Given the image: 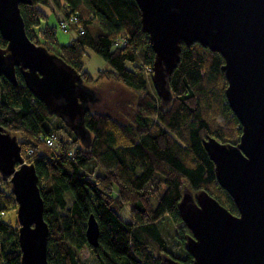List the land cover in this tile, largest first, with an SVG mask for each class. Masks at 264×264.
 Here are the masks:
<instances>
[{
	"label": "trees",
	"instance_id": "16d2710c",
	"mask_svg": "<svg viewBox=\"0 0 264 264\" xmlns=\"http://www.w3.org/2000/svg\"><path fill=\"white\" fill-rule=\"evenodd\" d=\"M49 6L64 15L59 25L72 16L78 19L77 36L69 44L58 43L53 26L36 34L49 18L45 11ZM20 9L27 37L63 58L87 85L97 84L92 88L98 90L100 102L99 85L106 82L125 87L134 97L127 106L131 112L127 124L98 102L86 114L92 139L84 146L29 91L22 70L16 68V85L0 77V125L17 137L25 163L35 166L39 176L50 229L49 264H83L85 248L96 264H163V256L193 264L186 244L192 233L179 211L185 190L194 195L205 191L239 215L204 147L210 138L238 145L242 136L227 102L226 60L200 44H183L180 63L169 80L173 100L165 107L152 85L156 53L143 30L136 0H33ZM7 44L0 35V48L6 50ZM88 50L110 67L95 79L84 67ZM55 133L57 144L51 148L45 139ZM126 205L130 223L115 210ZM17 208L10 179L0 174V264H22L18 220L5 221ZM91 214L100 227L97 248H91L86 238Z\"/></svg>",
	"mask_w": 264,
	"mask_h": 264
},
{
	"label": "water",
	"instance_id": "95a60500",
	"mask_svg": "<svg viewBox=\"0 0 264 264\" xmlns=\"http://www.w3.org/2000/svg\"><path fill=\"white\" fill-rule=\"evenodd\" d=\"M144 32L156 58L152 85L162 106L173 100L170 76L180 63L181 46L200 44L222 55L228 81L227 102L242 127L238 145L217 138L204 143L220 186L234 199L239 215L209 193L185 190L179 211L192 235L187 250L193 264H264V0H136ZM33 0H0V77L15 85L22 70L29 91L50 115L63 121L84 146L91 143L86 114L100 102L63 58L27 37L20 5ZM0 174L10 179L18 203L22 264H49L50 229L36 167L25 163L15 135L0 125ZM91 248L99 245L100 227L91 214L86 224ZM163 264H181L162 257Z\"/></svg>",
	"mask_w": 264,
	"mask_h": 264
},
{
	"label": "rangeland",
	"instance_id": "374dc122",
	"mask_svg": "<svg viewBox=\"0 0 264 264\" xmlns=\"http://www.w3.org/2000/svg\"><path fill=\"white\" fill-rule=\"evenodd\" d=\"M45 11L47 15H49V18L47 21H42V23L39 25V28L35 29L36 34L39 35L40 29L45 28L46 25L53 26L57 29L56 36L58 43L60 45L69 44L72 39L77 36L74 27H72L69 32H64L60 28L58 20L64 16L61 11L54 12L53 10H51L50 6L45 7ZM84 67L85 71L88 72L94 79L100 71L110 69L106 62H104L103 58L89 50L87 51V54L84 58ZM96 85L89 84L90 87H94ZM99 88L101 91V98H103L102 102H100L99 105H101V103L106 104L105 107L107 109L104 110L105 112L110 113V115L117 121L127 124L129 122V115L131 113L127 106L133 101V94L125 87L119 84L115 85L113 83L108 82L101 83L99 85ZM59 132L61 134H64L63 130H60ZM115 210L117 211L118 215L120 216L123 222L130 223L132 221L130 215V206L126 205L123 208L115 207ZM16 220L17 211H11L7 213L5 221ZM80 259L82 260L83 264H96V260L93 258L91 250L88 248L82 250Z\"/></svg>",
	"mask_w": 264,
	"mask_h": 264
},
{
	"label": "built area",
	"instance_id": "2783aa9c",
	"mask_svg": "<svg viewBox=\"0 0 264 264\" xmlns=\"http://www.w3.org/2000/svg\"><path fill=\"white\" fill-rule=\"evenodd\" d=\"M78 19L74 16L71 17V19H66V20H62L60 23V28L64 31V32H69L71 30L72 27L77 26L78 24ZM79 32L81 33V35H83L84 33V29L83 28H79ZM58 140V136L57 134H51V136H49L48 138L45 139L46 144L53 148L56 146V142Z\"/></svg>",
	"mask_w": 264,
	"mask_h": 264
}]
</instances>
